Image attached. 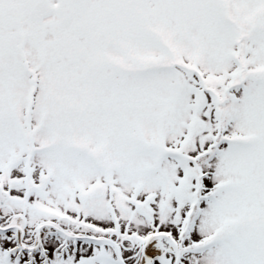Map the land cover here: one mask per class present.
Segmentation results:
<instances>
[{
  "label": "snow or ice",
  "instance_id": "snow-or-ice-1",
  "mask_svg": "<svg viewBox=\"0 0 264 264\" xmlns=\"http://www.w3.org/2000/svg\"><path fill=\"white\" fill-rule=\"evenodd\" d=\"M0 264H264V0H0Z\"/></svg>",
  "mask_w": 264,
  "mask_h": 264
}]
</instances>
